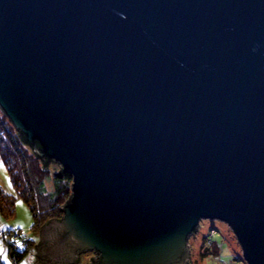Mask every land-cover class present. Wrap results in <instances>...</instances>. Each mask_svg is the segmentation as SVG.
I'll return each mask as SVG.
<instances>
[{"label":"water","instance_id":"obj_1","mask_svg":"<svg viewBox=\"0 0 264 264\" xmlns=\"http://www.w3.org/2000/svg\"><path fill=\"white\" fill-rule=\"evenodd\" d=\"M0 112L71 177L32 264H264V0H0Z\"/></svg>","mask_w":264,"mask_h":264},{"label":"trees","instance_id":"obj_2","mask_svg":"<svg viewBox=\"0 0 264 264\" xmlns=\"http://www.w3.org/2000/svg\"><path fill=\"white\" fill-rule=\"evenodd\" d=\"M0 157L5 163L15 196L21 199L31 212L33 229H40L49 221L60 220L62 216L60 208L70 197V175L63 172L57 164L58 168L52 167L54 162L40 159L33 147L12 127L2 113H0ZM50 183L51 188H48ZM15 196L5 194L0 187V216L6 219L13 217ZM214 237L215 235L211 239H205V243H208V246L213 245ZM25 242L36 243V241H23L21 251H17L13 243H7L6 248L13 264L19 263L30 253L24 246ZM207 254L205 252L201 256Z\"/></svg>","mask_w":264,"mask_h":264},{"label":"rangeland","instance_id":"obj_3","mask_svg":"<svg viewBox=\"0 0 264 264\" xmlns=\"http://www.w3.org/2000/svg\"><path fill=\"white\" fill-rule=\"evenodd\" d=\"M51 166L58 168L54 163ZM0 187L5 194L15 196L12 182L1 157ZM48 188H51V183L48 184ZM212 230H215L216 234L213 245L208 246L205 239H209ZM39 232L40 229H33V217L29 208L15 196L13 217L6 219L0 216V264H13V260L8 255L7 243H13L17 251H21L23 241H36L35 244L33 242L24 243L30 253L17 263L32 264L35 259L34 246L37 245ZM189 249L191 264H246L242 259L236 238L223 222L202 220L197 232L189 238ZM205 252L208 254L201 256ZM93 257L92 253L83 254L77 264H89Z\"/></svg>","mask_w":264,"mask_h":264},{"label":"built area","instance_id":"obj_4","mask_svg":"<svg viewBox=\"0 0 264 264\" xmlns=\"http://www.w3.org/2000/svg\"><path fill=\"white\" fill-rule=\"evenodd\" d=\"M216 234V231L215 230H212L211 232H210V234H209V239H211V238H213V236Z\"/></svg>","mask_w":264,"mask_h":264}]
</instances>
